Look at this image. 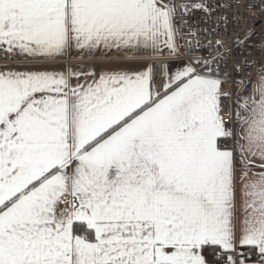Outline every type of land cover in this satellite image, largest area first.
Masks as SVG:
<instances>
[{"label": "snow or ice", "instance_id": "1", "mask_svg": "<svg viewBox=\"0 0 264 264\" xmlns=\"http://www.w3.org/2000/svg\"><path fill=\"white\" fill-rule=\"evenodd\" d=\"M232 7L0 0V264H264V40Z\"/></svg>", "mask_w": 264, "mask_h": 264}, {"label": "built area", "instance_id": "2", "mask_svg": "<svg viewBox=\"0 0 264 264\" xmlns=\"http://www.w3.org/2000/svg\"><path fill=\"white\" fill-rule=\"evenodd\" d=\"M231 2L234 3V5H241L242 7H232L231 9H229L230 14H234L233 15V26H235V16H239V27L240 28H247V27H251L256 29L257 31V35L255 37H253V44L254 46H257L258 43L261 40H264V35H262L260 33V28L264 27V16H260L259 14H257L256 18L253 19L251 16H248L249 12H256L257 9L252 7V4L254 2H258V0H231ZM261 56V53L256 52L255 48L253 49V55L252 58L253 59H259ZM256 71L255 67L252 68H248L247 69V75L252 76ZM243 74V73H242Z\"/></svg>", "mask_w": 264, "mask_h": 264}, {"label": "crops", "instance_id": "3", "mask_svg": "<svg viewBox=\"0 0 264 264\" xmlns=\"http://www.w3.org/2000/svg\"><path fill=\"white\" fill-rule=\"evenodd\" d=\"M86 63L92 64L94 67H113V66H126L130 70H139V67L143 60H132V59H124L119 54L110 52V53H102L97 52L95 54V59L87 60ZM58 67H62V65H58Z\"/></svg>", "mask_w": 264, "mask_h": 264}]
</instances>
